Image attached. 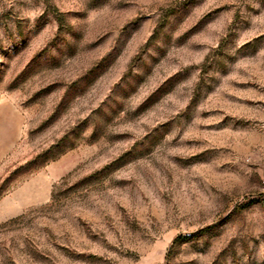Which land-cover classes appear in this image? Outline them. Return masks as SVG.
Here are the masks:
<instances>
[{"label":"rangeland","instance_id":"obj_1","mask_svg":"<svg viewBox=\"0 0 264 264\" xmlns=\"http://www.w3.org/2000/svg\"><path fill=\"white\" fill-rule=\"evenodd\" d=\"M0 264H264V0H0Z\"/></svg>","mask_w":264,"mask_h":264}]
</instances>
